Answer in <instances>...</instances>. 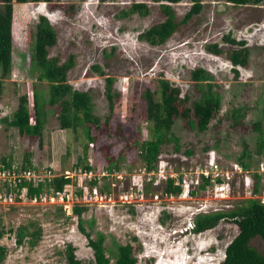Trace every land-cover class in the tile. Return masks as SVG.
Segmentation results:
<instances>
[{"label":"rangeland","instance_id":"1","mask_svg":"<svg viewBox=\"0 0 264 264\" xmlns=\"http://www.w3.org/2000/svg\"><path fill=\"white\" fill-rule=\"evenodd\" d=\"M200 1V14L184 24L192 3L172 5L179 27L156 47L139 39L165 20L160 4L153 0H54L17 6L13 69L0 96V168L3 159L12 163L5 170L10 175H0V232L4 231L0 244L7 249L3 264H66L63 252L68 244L77 248L82 264H91L92 251L73 214L77 205L86 207L84 225L90 228L92 224L93 237L97 232L105 234L106 253L112 261L118 245L131 244L138 264L223 263L237 226L221 221L204 233L190 229L196 214L228 210L238 201L253 198L257 174L262 178L256 197L264 201V155L256 153L259 137L264 139V1L247 6ZM133 3L148 4L150 14L124 16ZM41 15L48 17L57 34L50 57L60 63L73 59L69 83L91 93L93 111L102 117L86 159L85 135L67 129L53 107L47 109L42 140L22 138L16 128L3 122L17 110L20 96H29L30 107L37 89L48 97V83L37 81L34 69V30ZM229 34L245 40L251 53L248 67L237 68L238 76L229 62L205 49L215 43L230 49L223 41ZM199 68L213 75L214 91L221 96V110L205 132L188 128L179 118L181 99L189 97L190 105L202 96L191 79V72ZM108 77L113 78L119 97L110 124L105 125ZM160 80L168 83V115L174 121L171 134L179 138L181 150L163 145L157 168L149 173L136 143L153 138L152 125L146 121L145 93L157 90L159 99ZM243 107L247 108L245 119L231 127L226 116L233 108ZM256 122L261 123V133L254 128ZM245 146L250 156L242 162L251 164L248 171L239 160ZM27 151L36 167L27 181L39 183L64 175L72 178V184L54 197L40 199H29L24 190L14 191L13 181L24 175L17 170ZM85 165L91 170H84ZM179 176L182 194H166V180ZM10 195H14L12 200ZM20 227L30 233L40 229L39 241L31 246L27 237L18 245ZM252 246L264 255L262 239H254Z\"/></svg>","mask_w":264,"mask_h":264},{"label":"trees","instance_id":"2","mask_svg":"<svg viewBox=\"0 0 264 264\" xmlns=\"http://www.w3.org/2000/svg\"><path fill=\"white\" fill-rule=\"evenodd\" d=\"M54 0H0V96L4 90V83L13 69L14 53V31L13 24L18 5L39 4L41 2L52 3ZM108 1V0H101ZM134 1V0H132ZM160 4L161 10L165 15V20L153 25L151 28L139 35V39L151 46H161L165 44L177 31L179 23L176 21V13L173 4L181 2H191L192 6L186 13L182 23H187L194 16L202 11L203 5L200 0H153ZM233 6L259 5L264 0H225ZM139 14L147 16L150 14V8L145 3H133L132 6L124 12V16ZM225 44L231 48L223 49L218 43L206 46V51L219 58H224L233 68L236 76L239 75L237 68H247L250 62V49L245 40H237L231 37V34L223 37ZM57 44V34L50 20L45 15H41L35 24L34 30V69L36 71L37 81L48 83V97L44 96L42 90L37 89L33 94L32 107L29 106L30 98L28 95L19 97L17 110L10 118L3 119V122L11 128H16L22 138L30 140H42L44 130L48 119V108L53 107L63 118L65 127L74 132L79 130L85 135L87 142L83 144L84 158L89 150V146L95 142V131L102 127V117L93 111L92 96L89 91L75 89L69 83V72L74 66L73 59L60 63L58 59L51 58L49 51ZM104 75L103 72H101ZM191 79L196 83L198 89L202 92L200 98L187 105L189 97H184L179 101L182 111L179 118L188 128L195 129L198 132H205L209 129L211 121L216 118L221 110V96L214 91L213 75L202 68L191 72ZM106 99L109 106V114L105 116V125H109L112 114L115 109V100L119 94L113 90V78H106ZM160 95L156 99L159 91L152 92L147 90L145 93L146 101V121L152 125L153 138L146 140L136 146L140 148V158L145 165L147 172H153L157 168L158 161L162 152V146L173 144L175 151L180 152L181 146L179 138L172 135L174 121L169 118L166 92L168 89L167 81L160 80ZM264 96V95H263ZM264 103V99H263ZM247 108H233L228 116V120L233 124L231 127L242 124L246 117ZM264 113V107H263ZM256 131L261 133V123L254 124ZM256 153L264 155V139L259 137ZM32 154L25 152L24 159L19 169V173H27L36 170L32 163ZM250 156L248 147L245 146L240 162L245 170L251 169L250 163H244L242 160ZM3 166L0 173L12 168V163L3 159ZM78 168V166H77ZM84 170L90 171L88 166ZM85 171V172H86ZM261 175H255V188L253 198L244 201H238L231 209L217 211L210 214H198L194 218L195 234L204 233L215 228L221 221H230L238 228L235 238L229 243L225 250V257L222 264H264V255L258 252L253 246L252 241L260 238L264 241V201L256 197L260 193ZM210 179H205L208 183ZM219 182L220 179H218ZM72 184V178L67 176H56L51 180H44L36 183L21 179L16 185L14 191L26 190L29 199H40L42 196H56L64 192L65 188ZM96 184V182H92ZM12 189V187L8 188ZM8 191V190H7ZM166 194L170 196H180L183 192L182 177L177 179L168 178L165 182ZM82 191L79 192L81 194ZM85 206L77 205L74 207L73 214L78 217V229L85 236L87 246L91 249L93 260L91 264H138L136 251L131 244L118 245L117 254L114 261L106 253V236L102 232H97L93 237L92 224L90 228L85 227L83 213ZM13 232L12 229L9 230ZM4 231L0 232L2 237ZM27 237L28 241L34 246L41 237V230L31 232L28 228L20 227L17 231V244L22 245ZM77 248L73 244L65 246L64 256L66 264H82L77 256ZM7 255V249L0 244V264H3Z\"/></svg>","mask_w":264,"mask_h":264},{"label":"built area","instance_id":"3","mask_svg":"<svg viewBox=\"0 0 264 264\" xmlns=\"http://www.w3.org/2000/svg\"><path fill=\"white\" fill-rule=\"evenodd\" d=\"M32 173H34L35 174V172H32V171H30V172H27V173H24V175H22L23 176V178L26 180V178H28L29 179V177H30V175H32ZM0 175H3V176H9L10 175V173L9 172H7V171H4V172H1L0 173ZM26 176V177H25ZM18 178V177H17ZM15 178V180L13 181V184L16 186L17 184H18V182L21 180V179H23V178ZM31 180H32V178H30ZM29 179V180H30ZM52 178H50L49 177V179H47V180H51ZM46 180V179H45ZM44 181V180H43ZM28 182H31V181H28ZM40 182H42V181H40ZM13 188V187H12ZM15 188V187H14ZM23 191V190H22ZM21 191V192H22ZM24 191H26L25 189H24ZM13 197H14V195H10L9 196V200H12L13 199ZM202 214V213H201Z\"/></svg>","mask_w":264,"mask_h":264},{"label":"clouds","instance_id":"4","mask_svg":"<svg viewBox=\"0 0 264 264\" xmlns=\"http://www.w3.org/2000/svg\"><path fill=\"white\" fill-rule=\"evenodd\" d=\"M197 215H198V214H196V216H197ZM196 216H195V217H196ZM191 226H192V223H191ZM193 226H194V221H193ZM193 226H192V227H193ZM192 227H191V228H192Z\"/></svg>","mask_w":264,"mask_h":264},{"label":"bare ground","instance_id":"5","mask_svg":"<svg viewBox=\"0 0 264 264\" xmlns=\"http://www.w3.org/2000/svg\"><path fill=\"white\" fill-rule=\"evenodd\" d=\"M193 228H194V227H192L190 230L192 231V230H193ZM187 230H189V229H187Z\"/></svg>","mask_w":264,"mask_h":264}]
</instances>
